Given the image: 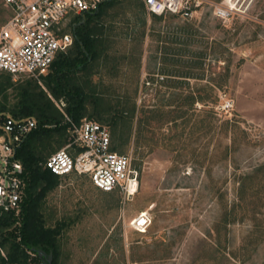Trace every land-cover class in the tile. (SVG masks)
Wrapping results in <instances>:
<instances>
[{
  "label": "rangeland",
  "instance_id": "rangeland-1",
  "mask_svg": "<svg viewBox=\"0 0 264 264\" xmlns=\"http://www.w3.org/2000/svg\"><path fill=\"white\" fill-rule=\"evenodd\" d=\"M204 1L189 20L150 15L142 0H116L93 20L98 56L73 84L131 156L137 192L62 179L41 209L47 226L67 223L57 264H264V0ZM218 6L231 16H215ZM11 16L0 0V27ZM142 212L150 222L139 232ZM14 218L5 231L20 240L22 210ZM27 250L53 263L51 251Z\"/></svg>",
  "mask_w": 264,
  "mask_h": 264
},
{
  "label": "built area",
  "instance_id": "built-area-1",
  "mask_svg": "<svg viewBox=\"0 0 264 264\" xmlns=\"http://www.w3.org/2000/svg\"><path fill=\"white\" fill-rule=\"evenodd\" d=\"M12 13L0 27V73L15 82L32 79L42 84L61 53L74 43L77 20L93 14L110 0H2ZM150 15H173L189 20L204 7V0H142ZM234 8L218 6L214 15L229 18ZM69 28V29H68ZM61 106L65 103L61 100ZM64 112L62 108H60ZM70 123L69 143L52 153L43 164L61 179L85 176L105 193L117 190L131 196L137 188V172L130 155L112 151L109 126L83 119ZM38 127L33 117L15 118L0 114V215L21 212L26 196L27 179L18 152ZM150 217L146 212L132 221L139 232L146 230Z\"/></svg>",
  "mask_w": 264,
  "mask_h": 264
},
{
  "label": "trees",
  "instance_id": "trees-1",
  "mask_svg": "<svg viewBox=\"0 0 264 264\" xmlns=\"http://www.w3.org/2000/svg\"><path fill=\"white\" fill-rule=\"evenodd\" d=\"M115 2L116 0H110L97 12L77 20L72 48L67 53H61L50 73L42 77V84L48 88L52 96L65 99L64 112L54 106L44 90L36 91L37 88L43 87L38 81L26 79L16 84L10 74L0 73V98H2L0 114H9L15 118L33 117L38 122L37 129L29 135L18 152L27 179L25 202L22 207L21 239L5 231L15 222L14 214L0 215V264H40V257L33 256L27 250L35 247L51 251L52 264H57L58 240L67 223L58 221L55 226L49 227L41 210L48 194L58 188L62 181L59 176L43 167L48 159L45 154L52 153L54 145H57L59 150L69 143L70 123L66 115L77 125H80L85 118L90 120L96 118L95 121L110 127L97 110L88 115V98L80 86L73 84V79L78 69H87V64L97 59L96 42L91 36V24L93 20L103 15L107 6ZM141 5H144L143 2ZM10 89H15L17 92L16 102L13 105L8 101ZM124 113L119 111L111 119L110 124L115 134L121 123H125L127 119ZM119 148L121 145L112 144V151L117 152Z\"/></svg>",
  "mask_w": 264,
  "mask_h": 264
},
{
  "label": "bare ground",
  "instance_id": "bare-ground-1",
  "mask_svg": "<svg viewBox=\"0 0 264 264\" xmlns=\"http://www.w3.org/2000/svg\"><path fill=\"white\" fill-rule=\"evenodd\" d=\"M136 192H137V190H134L132 195H134Z\"/></svg>",
  "mask_w": 264,
  "mask_h": 264
},
{
  "label": "crops",
  "instance_id": "crops-1",
  "mask_svg": "<svg viewBox=\"0 0 264 264\" xmlns=\"http://www.w3.org/2000/svg\"><path fill=\"white\" fill-rule=\"evenodd\" d=\"M71 48H72V47H71ZM71 48H70V49H71ZM70 49H69V50H70ZM69 50H68V51H69ZM68 51H67V52H68ZM67 52H66V53H67Z\"/></svg>",
  "mask_w": 264,
  "mask_h": 264
},
{
  "label": "water",
  "instance_id": "water-1",
  "mask_svg": "<svg viewBox=\"0 0 264 264\" xmlns=\"http://www.w3.org/2000/svg\"><path fill=\"white\" fill-rule=\"evenodd\" d=\"M50 262H51V260H50Z\"/></svg>",
  "mask_w": 264,
  "mask_h": 264
}]
</instances>
